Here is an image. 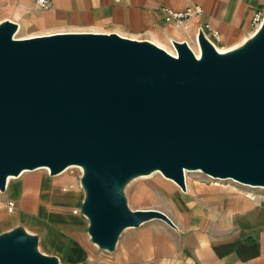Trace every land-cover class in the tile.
<instances>
[{"label": "water", "instance_id": "1", "mask_svg": "<svg viewBox=\"0 0 264 264\" xmlns=\"http://www.w3.org/2000/svg\"><path fill=\"white\" fill-rule=\"evenodd\" d=\"M0 23V190L10 176L83 168L81 210L101 249L159 218L132 209L124 188L161 171L187 190L185 170L264 187V21L225 53L198 35L201 56L173 41L177 56L117 33L15 37ZM23 226L0 234V264H61Z\"/></svg>", "mask_w": 264, "mask_h": 264}, {"label": "crops", "instance_id": "2", "mask_svg": "<svg viewBox=\"0 0 264 264\" xmlns=\"http://www.w3.org/2000/svg\"><path fill=\"white\" fill-rule=\"evenodd\" d=\"M49 2V6L40 7L37 0H0V23L16 22L15 37L19 39L59 33H117L169 48H174V40L186 41L192 47L188 35L196 37L201 28L210 37L217 31V38H211L219 43L239 38L264 6L262 0ZM193 5H199L202 12L192 15L186 27L176 28L166 22L163 7L185 10ZM168 42L171 46L164 45ZM46 171L43 178L23 172L18 180L7 182L5 191L9 199L17 201V208L13 213L6 208L7 214L0 210V221L11 214L12 220L34 226L32 233L38 235L42 252L66 260V264H264V190L251 195L247 191L230 194L207 184L189 185L187 178V190L171 187L159 192L143 183L152 200L157 201L159 195L168 197L170 208L159 210L176 227L154 218L127 228L130 230L120 236L115 250L106 255L88 232L89 220L81 210L84 189L64 191L70 182L56 185ZM26 194L28 199L23 204ZM4 196L0 191V203Z\"/></svg>", "mask_w": 264, "mask_h": 264}, {"label": "rangeland", "instance_id": "3", "mask_svg": "<svg viewBox=\"0 0 264 264\" xmlns=\"http://www.w3.org/2000/svg\"><path fill=\"white\" fill-rule=\"evenodd\" d=\"M262 2L264 4V0H262ZM258 12H262V14L264 15V6ZM254 31H255V29L252 26V19H251L249 30L245 34L240 36L239 38L232 40V41H229V42H226V43H219L217 41H215V43L217 46H219V49H221V50H224L226 48L227 49H234V48H237L240 45H242L243 41L245 39H249ZM188 39H189L190 43L192 44V47L197 48L198 43H197V39L195 37V34H191V36L188 35ZM164 45L171 46V42H168L167 44H164ZM167 48H169V47H167ZM169 49L174 50V48H171V47ZM46 170L44 168H39V169L34 170V171H25L24 175L27 176V174L28 175L33 174L36 177L43 178V177H46V175H47ZM157 171H159V170H157ZM157 171H154V172L147 174V175H141V176L135 177L131 181H129L128 184L125 186L124 193L127 197L128 204L131 208H133V209H135V208H155V209H164V210L170 208L171 204H170L168 197L163 196V195H159L158 200L154 201L143 190V183H145L146 185H148L154 189H157L159 192L165 190L166 188L169 189L171 187L173 189L180 188L174 182L166 179ZM81 175H82V169L81 168L69 167L67 169V171L64 172L63 174H61V175L57 174V175H54L53 177H51L50 181L53 180V182L56 185H58L60 183V181H67L70 183H74L76 185V189L77 188L82 189V187L80 186ZM186 178H188L189 185L207 184L210 186H215V187L221 188L224 191L234 189V187H238V188L240 187V189L241 188L244 189L245 191H247L246 192L247 194L251 195L253 193L256 194L259 191L264 190V188H259V187L251 188L249 186H245V185H242L238 182H235L231 179H227V180L213 179L212 177L208 176L207 174H205L204 172H202L200 170H189V172H187ZM16 180H18V178H12L11 183L13 181H16ZM217 182L221 183L222 185H216ZM186 183H187V179H186ZM1 192L5 195L4 196L5 201L4 200L1 201L0 210H2L3 212L6 213V208H7L6 202L9 199L8 191H5V192L1 191ZM22 199H23L22 200L23 204H25L27 202V199H28L27 194L25 196H23ZM7 216H8L7 220L0 221V234L13 229L12 227H14V226L15 227L23 226L30 234H34V233H32L35 230L34 226L30 225L29 223L27 224L26 222H24L22 220L21 221L12 220L11 216H13V215H11V214H8ZM128 230H130V229H126L122 234H124ZM38 246H39V250L43 251V248H42L40 243L38 244ZM102 252H103V254H106V255L109 254L108 250L103 249ZM60 262H61V264H66V260H62Z\"/></svg>", "mask_w": 264, "mask_h": 264}, {"label": "built area", "instance_id": "4", "mask_svg": "<svg viewBox=\"0 0 264 264\" xmlns=\"http://www.w3.org/2000/svg\"><path fill=\"white\" fill-rule=\"evenodd\" d=\"M37 3L40 7H47L49 6V0H37ZM162 11L164 12V18L166 20L167 23L173 25L176 28H182V27H186V22L188 21V19L196 14H201L202 9L199 5H193V6H189L188 8H186L185 10H176L174 7L171 6H165L162 8ZM264 21V15L262 14V12H256L254 14V16L252 17V26L254 29H258L262 26V23ZM208 26V25H207ZM203 30L205 36L215 45L216 47V43L215 41H213V38H217V34L218 32H214L213 34H210L204 29L201 28L200 30L197 31L196 36L198 38V35L200 33V31ZM82 174H83V168H82ZM82 176V175H81ZM185 181H186V175H185ZM187 184V183H186ZM80 186L82 187L81 184V179H80ZM76 185L74 183H68L63 187L64 191L70 190L75 188ZM83 188V187H82ZM7 210L10 213H13L16 208H17V201L14 199H9L7 201ZM75 212H77V210H75Z\"/></svg>", "mask_w": 264, "mask_h": 264}, {"label": "bare ground", "instance_id": "5", "mask_svg": "<svg viewBox=\"0 0 264 264\" xmlns=\"http://www.w3.org/2000/svg\"><path fill=\"white\" fill-rule=\"evenodd\" d=\"M259 29V28H258ZM258 29H255V31L253 32V34L251 35V36H253L256 32H257V30ZM196 39H197V43H198V38H197V36H196ZM248 39H245L244 41H243V43L245 42V41H247ZM172 44H173V41H172ZM159 46H161L160 44H159ZM197 46V45H196ZM161 47H163V48H165L166 50H168L170 53H172L173 55H175V56H177V51L175 50V48H174V50H172V49H169V48H167V47H165V46H161ZM174 47V46H173ZM192 49H193V51L195 52V54L197 55V57H200L201 56V48H200V45H199V43H198V46H197V48H193V47H191ZM216 48H217V50L219 51V52H221V53H225V52H227V51H229V50H232V49H224V50H221V49H219V46H217L216 45ZM70 167H78V168H81L82 169V167L81 166H78V165H73V166H70ZM42 168H44V169H47L48 171H49V173H50V170H49V168L48 167H42ZM69 168V167H68ZM67 168V169H68ZM67 169H65V170H67ZM64 170V171H65ZM63 171V172H64ZM25 172V171H24ZM157 172H159L163 177H165L166 179H168V180H171L172 182H174L178 187H180L181 188V186L175 181V180H173V179H171V178H168V177H166L161 171H157ZM187 172H189V170H185V175H187ZM62 173V172H61ZM60 174V173H59ZM209 176V175H208ZM17 177H19V176H10L9 177V179H8V183H9V181L12 179V178H17ZM144 177V176H143ZM211 177V176H210ZM187 179V178H186ZM216 185H222L221 183H219V182H217L216 183ZM245 186H249V185H245ZM233 187V186H232ZM249 187H251V188H257V186H249ZM259 188H264V187H259ZM182 189V188H181ZM183 190V189H182ZM1 191V190H0ZM184 191V190H183ZM242 192H246L244 189H240V187L238 188V187H234V189H230V190H228V193H230V194H239V193H242Z\"/></svg>", "mask_w": 264, "mask_h": 264}, {"label": "clouds", "instance_id": "6", "mask_svg": "<svg viewBox=\"0 0 264 264\" xmlns=\"http://www.w3.org/2000/svg\"><path fill=\"white\" fill-rule=\"evenodd\" d=\"M178 57V56H177Z\"/></svg>", "mask_w": 264, "mask_h": 264}]
</instances>
